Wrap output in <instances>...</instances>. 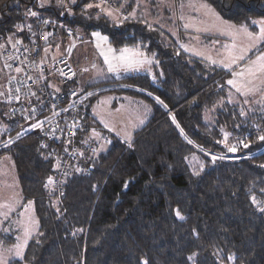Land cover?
I'll use <instances>...</instances> for the list:
<instances>
[{"label": "trees", "instance_id": "16d2710c", "mask_svg": "<svg viewBox=\"0 0 264 264\" xmlns=\"http://www.w3.org/2000/svg\"><path fill=\"white\" fill-rule=\"evenodd\" d=\"M61 1L0 0V45L41 43L39 32L52 31L45 46L79 29L154 56L156 78L100 83L101 94L144 102L151 116L132 143L113 137L96 154L86 139L101 125L88 97L73 158L70 144L44 147L38 132L8 144L0 136V160H13L39 222L24 257L9 264H264V106L246 115L229 104L228 73L185 53L161 27L141 17L117 23L91 7L96 0ZM201 1L251 30L264 18V0ZM0 119L14 123L1 99ZM15 243L0 231V247Z\"/></svg>", "mask_w": 264, "mask_h": 264}, {"label": "rangeland", "instance_id": "374dc122", "mask_svg": "<svg viewBox=\"0 0 264 264\" xmlns=\"http://www.w3.org/2000/svg\"><path fill=\"white\" fill-rule=\"evenodd\" d=\"M133 1L96 0L91 7L103 9V14L117 23L141 17L150 26L161 27L185 53L228 73L225 87L229 104L239 105L246 115L254 106H264V18L257 19L256 30H251L226 21L201 0L185 4L174 0ZM16 43L13 38L0 45V99L5 103V85L13 77L5 51ZM41 55L46 65L65 60L74 66L75 87L89 97L85 106L101 125V129H92L86 139L91 144L90 151H105L113 137L132 143L135 134L150 120L151 108L146 103L121 93L101 94L100 83L142 73L156 78L154 56L135 48L116 49L107 36L86 35L79 29L69 36L59 35L55 43L43 47ZM7 106L10 114L13 107ZM12 124L0 119V136L12 135ZM3 229L16 243L0 247V264L21 260L39 229L34 203L24 201L15 164L8 156L0 160V231Z\"/></svg>", "mask_w": 264, "mask_h": 264}, {"label": "built area", "instance_id": "2783aa9c", "mask_svg": "<svg viewBox=\"0 0 264 264\" xmlns=\"http://www.w3.org/2000/svg\"><path fill=\"white\" fill-rule=\"evenodd\" d=\"M43 25L48 21L40 16ZM31 31L30 28H27ZM47 33V36H45ZM52 31L39 32L41 41L52 38ZM33 36V34H32ZM39 42L24 43L17 41L5 51V58L13 68V77L5 85L6 103L13 107L10 114L14 117V135L7 137L6 143L33 132H38L44 147L62 141L70 144V157L77 155L78 137L84 130L79 110L87 95L76 89L77 72L67 61L61 60L46 65L41 51L44 45ZM12 129V130H13Z\"/></svg>", "mask_w": 264, "mask_h": 264}, {"label": "snow or ice", "instance_id": "6c2138e0", "mask_svg": "<svg viewBox=\"0 0 264 264\" xmlns=\"http://www.w3.org/2000/svg\"><path fill=\"white\" fill-rule=\"evenodd\" d=\"M58 2H61V0H58ZM31 15H32V16H35L36 13H35V12H32ZM261 59H264V57H261ZM228 83H229V84H232L233 82H232V81H229ZM262 139H264V138H262ZM230 150H234V149H230ZM214 159H215V158H214ZM177 214L179 215V213H177Z\"/></svg>", "mask_w": 264, "mask_h": 264}, {"label": "crops", "instance_id": "0c3cea01", "mask_svg": "<svg viewBox=\"0 0 264 264\" xmlns=\"http://www.w3.org/2000/svg\"><path fill=\"white\" fill-rule=\"evenodd\" d=\"M132 75H134V74H132Z\"/></svg>", "mask_w": 264, "mask_h": 264}]
</instances>
